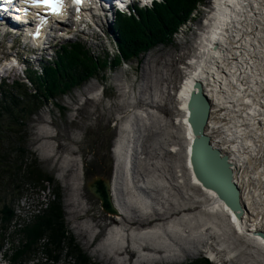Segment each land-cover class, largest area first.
I'll return each mask as SVG.
<instances>
[{
    "label": "rangeland",
    "instance_id": "rangeland-1",
    "mask_svg": "<svg viewBox=\"0 0 264 264\" xmlns=\"http://www.w3.org/2000/svg\"><path fill=\"white\" fill-rule=\"evenodd\" d=\"M205 3L206 6L198 7V11L192 14V19L187 24L178 28L177 33L172 36L168 44L158 43L153 47L150 44L145 51L140 52L137 56L125 60L120 65L116 64L115 67L111 66L106 68L107 70L98 71L89 80L71 89L64 86H57L56 89H53L55 85L53 87V85L48 86L45 82L44 84L39 82L34 72L42 73L39 68L40 61L54 60L55 48L60 45L80 41L90 50L89 53L92 57L102 61L108 54L113 58L117 54L118 46L112 25L104 26L102 24L103 28H100L93 23L89 25V28L84 26V32H81L80 30L75 31L77 28L69 24L68 28L64 27L61 32L70 29L73 32L69 36L71 38L63 39L58 36L54 42V49L50 47L47 53L37 55L39 59L33 63L28 57H23V60L28 61V73L32 75L27 80L21 73L19 77H16L15 72L8 76V80L2 81L0 78L1 87L9 90H12L15 83L18 82L26 84L34 92L36 90L34 87L40 86V89L45 91L53 89V93H56L47 102L39 106H32V112H26L27 119L24 121L25 126L19 138L23 140L25 149L37 159L40 169L59 184L68 231L94 263L120 264L121 260H125L126 264H190L204 257L213 264H264L262 248L236 232L233 226L227 224L228 217L225 212L210 213L201 208L197 212L189 210L191 207L207 205L210 201L209 196L203 190L190 184L189 174L185 169L188 139L186 138V125H184L185 111L182 110V101L179 98L180 87L185 72L189 68L187 65L200 52L199 44L196 41L199 39L202 25L211 11L214 0H205ZM10 42L7 40L6 44H10ZM1 49L5 53L9 52L4 48V44H0ZM25 51L22 45H17L12 53L24 55ZM0 58H2L1 55ZM92 85L94 86L91 87ZM90 87L91 89H89ZM1 90L0 99L3 98ZM12 93L17 95L14 90ZM246 105L243 103V106ZM33 111L36 112L33 113ZM135 112L142 114L141 123L142 131H144L141 135V148L145 154L141 155L139 159V173L151 181L153 185L150 187L157 190L166 186L159 176L158 169L161 166L170 164L172 175H177V171L182 169L186 178L181 183L180 190L186 199L184 206L187 209V213H185L188 214L187 217L199 213L204 219H213L219 228L228 227L224 228V231H220L218 234L213 233L210 236L212 239L208 247L217 257L216 259L213 260L210 257L209 249H206V242V245L198 243L199 233L180 235L178 239L180 245H168L170 249L167 252L149 253L145 244L136 243L129 236L130 228L112 223L114 215L106 213L102 209L100 200L90 192L88 184L96 176H102L112 182V193L114 190L117 198L125 201L130 209L135 210H129V213L136 212L140 215L139 210L144 212L141 208L136 210L131 205L133 204L131 194L134 191L132 172L126 168L124 163V150L122 153L118 152L122 131L126 138L128 135L130 136V121ZM45 132H49L51 138H43ZM215 142L221 145L216 139ZM50 145L54 147L55 152L49 148ZM255 156L250 159L247 171L250 176L254 175L255 178L250 185L251 195L259 199L258 197L264 193V151L260 153L261 157ZM64 160L74 163L73 170L68 173L71 187L67 193L70 194L71 201L79 200L86 205L88 210L85 212L79 210L77 206L72 208L67 206L63 181L59 179L60 164ZM168 177L171 178L169 175ZM146 178L145 181H147ZM143 179L139 178L140 183L138 184L142 185ZM174 180L171 178V183L177 184ZM44 185L45 189H33L32 186H27L26 193L15 201L11 200L8 191L0 189V199L9 203L12 201L13 210V219L7 224L2 219L3 214L0 211V264H53L46 260L47 258L41 253L39 254L40 250L37 249L28 259H16L15 257L13 260L14 255L23 250L27 242L24 236L25 229L45 211L42 209L38 214L41 202L50 203L54 199L53 187L48 183ZM166 190L168 191L166 199L174 202L177 196L176 192H171L168 188ZM155 197L158 198V195ZM113 202H115L114 199ZM2 207L3 204L0 201V210ZM152 209L158 213L161 212V214L163 212L162 208ZM131 213L130 215H132ZM184 216V214L180 215L181 218ZM26 217L27 219H25ZM29 217L33 218L31 222H28ZM156 218L153 215L149 220ZM165 218L162 222L152 221V224L161 223L162 225L168 221ZM14 219H17V223ZM145 220L144 222H146ZM225 220L227 225L224 224ZM87 224L92 227L90 232L82 231L81 227ZM118 227L127 230L122 232L125 234V240L121 243L124 248H130L134 254L115 255L113 260L116 263H113V260L108 259L107 255L101 259L102 257L97 255L95 248ZM148 230L143 229L144 232ZM91 234L94 235L93 238H91ZM224 241L227 242L228 250L224 249L222 245ZM43 244H45V240L38 243V248L41 249ZM141 256L143 259L140 258ZM67 262L73 264L63 259L54 264H67Z\"/></svg>",
    "mask_w": 264,
    "mask_h": 264
},
{
    "label": "bare ground",
    "instance_id": "bare-ground-1",
    "mask_svg": "<svg viewBox=\"0 0 264 264\" xmlns=\"http://www.w3.org/2000/svg\"><path fill=\"white\" fill-rule=\"evenodd\" d=\"M130 12L131 8L128 12L117 11L116 15L129 14ZM7 18L0 15V21L6 24ZM115 21L116 19L107 23L108 26L112 25V30ZM85 27L89 28V25H85ZM196 43L199 44L198 49H200V52L187 65L189 68L185 72L179 94L182 101V110L185 111L184 125H186V138L188 139L185 169L188 171L190 184L203 190L209 196L210 201L207 205L191 207L189 210H196L197 212L201 208L210 213L225 212L228 223L225 220L224 224L227 223L233 226L236 232L252 240L264 251V239L256 235L257 231H264V193L261 197H258L259 199L251 195L250 185L255 178L254 175L250 176L247 171L252 156H260V153L264 151V0H214ZM49 48L48 46L40 48L37 55L47 53ZM54 56L55 59L56 54ZM38 59L39 57L35 61ZM40 63L39 68L42 71V60ZM14 72L17 76L21 73L25 78L27 71L25 69L20 70L18 66L14 65L7 75L10 76ZM197 81L202 83L204 92L211 103L206 132L212 143L227 156L228 161L234 164L238 171L235 182L241 188L243 205L247 209L246 216L242 219H239L218 198L215 192L204 188L193 172L190 161V142L193 140V133L188 120V102L193 91H198V88H196ZM243 103L247 105L243 106ZM230 105L232 107H229ZM227 108L229 110H225ZM141 115L139 112L132 114L130 136L128 135L126 138L122 131L118 152L121 151L122 153L124 150V163L126 168L132 172L134 191L131 194L133 199L131 205L136 210L141 208L144 212L139 210L140 215L136 212H130L132 214L130 215L129 210H135L131 206L132 209H130L125 201L117 198L113 190L117 214L113 216L112 223L130 228L129 236L136 243L145 244V248L149 253L155 254L167 252L170 245H180V240L178 241L180 235L199 233L198 243L205 244L206 242V249H209L210 257L213 260L216 259L217 257L208 247L212 239L210 236L213 233L218 234L220 231H224L227 226L219 228L213 219H204L199 213L187 217L188 214H185L187 209L184 206L186 199L180 190L181 183L186 178L185 172L178 168L177 175H172L170 164L161 166L158 172L166 186L157 190L151 188L150 186L153 185L151 181L145 175L142 176L139 173V159L141 155L145 154L143 148H141V135L144 132L142 131ZM45 133L43 138H51L49 132ZM215 139L221 145L215 142ZM49 148L55 152L52 145ZM73 166L72 161L64 160L60 164L59 179L63 181L67 206L70 208L77 206L79 210L85 212L88 210L86 205L79 200L71 201L70 194L67 193V190L70 191L71 187L68 173L73 170ZM168 175L173 180L175 179L174 181L177 184L171 183V178ZM139 178H144L142 185L138 184L140 183ZM145 178L147 181H145ZM167 188L171 192H176L177 196L174 202L166 199ZM155 195H158L160 200ZM150 204L151 206H149ZM42 207L38 210V214ZM152 208L158 210L162 208L163 212L162 214L161 212L158 213ZM182 214L185 216L181 218L180 215ZM153 215L157 218L149 220ZM163 218L168 221L162 225L161 223L152 224V221L162 222ZM32 219L29 217L28 222H31ZM170 219L171 221H169ZM15 222L17 223V219ZM91 228V225L87 224L82 226L81 230L90 232ZM145 228L149 230L144 232L143 229ZM126 231V229L118 227L115 231L110 232L95 248L97 255L101 256V259H104L103 256L107 255L108 259L113 260L115 255L124 256L132 253L133 251L130 248V250L124 248L121 243L125 240V234L122 232ZM93 237L94 235L91 234V238ZM222 245L224 249H229L226 241ZM140 258L143 259V256ZM112 262L116 263L114 260ZM124 263L126 264L125 260L120 261V264Z\"/></svg>",
    "mask_w": 264,
    "mask_h": 264
},
{
    "label": "trees",
    "instance_id": "trees-1",
    "mask_svg": "<svg viewBox=\"0 0 264 264\" xmlns=\"http://www.w3.org/2000/svg\"><path fill=\"white\" fill-rule=\"evenodd\" d=\"M200 6H206L205 0H160L142 8L136 5L129 14L121 13L117 16L113 30L118 49L113 58L107 54L108 57L100 61L90 55V50L82 42H69L57 48L54 60L42 61V73L34 72V75L42 84L55 85L53 89L57 86L71 89L89 80L98 71L115 67L137 56L150 44L152 47L158 43L168 44L178 28L187 24ZM30 76L26 72V78ZM34 88L35 92L26 84L18 82L12 90L0 87L3 95L0 99V189L8 191L11 200L15 201L26 193L27 186L45 189L44 184L48 183L53 187L54 196L50 203L41 202L45 211L25 229L27 242L23 250L14 255L13 260L15 257L28 259L37 249L40 250L39 254L53 264L62 259L73 264H97L92 262L68 231L59 184L40 169L37 159L25 149L23 140L19 138L27 119L26 112H32V106H39L56 94L53 89L45 91L40 86ZM0 201L3 204L0 210L2 219L7 224L13 219L12 201ZM41 240H45V244L39 249L38 243ZM190 264L213 263L203 257Z\"/></svg>",
    "mask_w": 264,
    "mask_h": 264
},
{
    "label": "water",
    "instance_id": "water-1",
    "mask_svg": "<svg viewBox=\"0 0 264 264\" xmlns=\"http://www.w3.org/2000/svg\"><path fill=\"white\" fill-rule=\"evenodd\" d=\"M189 102V124L193 133L190 142V161L193 172L202 186L212 190L234 214L242 219L247 209L243 205L241 188L235 182L237 169L220 149L211 141L206 129L211 103L204 92L203 85L197 81ZM112 182L102 176H96L89 184L90 192L100 200L102 209L109 214L116 215L117 210L113 202ZM264 239V231L256 232Z\"/></svg>",
    "mask_w": 264,
    "mask_h": 264
},
{
    "label": "snow or ice",
    "instance_id": "snow-or-ice-1",
    "mask_svg": "<svg viewBox=\"0 0 264 264\" xmlns=\"http://www.w3.org/2000/svg\"><path fill=\"white\" fill-rule=\"evenodd\" d=\"M75 2L80 3L81 0H75ZM34 3H36L37 6L39 4H44L55 14H59L63 7V0H34Z\"/></svg>",
    "mask_w": 264,
    "mask_h": 264
},
{
    "label": "built area",
    "instance_id": "built-area-1",
    "mask_svg": "<svg viewBox=\"0 0 264 264\" xmlns=\"http://www.w3.org/2000/svg\"><path fill=\"white\" fill-rule=\"evenodd\" d=\"M23 206H24V205H23ZM14 218H16V217H14ZM15 220H16V219H14V221H15ZM14 221H13V222H14Z\"/></svg>",
    "mask_w": 264,
    "mask_h": 264
}]
</instances>
